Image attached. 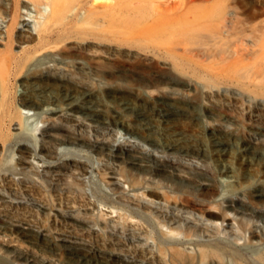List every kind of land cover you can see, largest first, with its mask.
Wrapping results in <instances>:
<instances>
[{
    "label": "bare ground",
    "instance_id": "bare-ground-1",
    "mask_svg": "<svg viewBox=\"0 0 264 264\" xmlns=\"http://www.w3.org/2000/svg\"><path fill=\"white\" fill-rule=\"evenodd\" d=\"M179 1L176 2V6H179ZM206 1L207 5L216 6L222 0ZM206 1L204 0V2ZM147 2L149 3V0H12L11 3L6 4L0 2L1 13L3 10L9 17L8 21L5 20L7 24L4 25L7 41H3L1 43L3 46L0 47V94L4 98V101L0 104V151L3 150L4 146L8 145L7 147L14 149L12 151L13 155L11 154L12 158L16 154H14V151H17L18 156L16 157V162H14L16 165L8 167L6 170L10 171L19 183H36L38 185L41 184V179L39 180V178L43 177L42 182L45 183L50 182L53 177H55V180H60L62 173L69 172L77 180L76 183H73V187L85 189L86 182L84 183V178L81 177L91 171L90 168H92L93 164H90L89 161L91 156H94V152L99 155H108L116 161L125 162L128 169L152 171L156 174L164 175L168 171L164 168V164L168 163L175 170L181 171L182 165L176 161L165 159L156 163V156H152L150 148L143 147L141 146L142 144L132 146L119 137L116 144L105 142L102 145L98 141H93L91 138L85 137L81 132H75L64 123L61 124L59 122L62 117H66L68 120H76L78 109L87 111L86 113L89 114L98 112L100 110L99 105L94 104L92 101L95 94L103 96V105L101 103V106L106 108L108 103L105 98H108L110 93L127 88V84L124 81V76L126 75L132 77V82L135 81L130 89L138 98L147 96L158 104V121L156 116V119L150 118L148 123H159L165 132H168L167 127L172 123L170 120V113L173 111L171 106H173L172 101L178 100L176 97L180 98V95L187 96L190 100H199L200 102V92L205 90L200 82L205 76L211 75L210 52L212 50L208 52L204 49L205 45H202L204 47L198 46L199 43H197L198 39L196 38L200 35L198 31L205 28L217 31L220 27L226 26H223V23L221 24L222 26L217 23L210 24L207 19L205 23L204 19L200 23L181 25L182 23L179 24L178 18L173 15V12L165 15V11H170L166 10L165 5H162L163 12L162 10L157 11L159 6L156 5L157 9L151 8L154 11L156 9V14L149 13L147 10L149 8L146 6L150 5V3L148 4ZM158 2H154V4ZM166 2L169 1L167 0ZM22 5L31 6L29 10L35 12V14H31L28 10H23ZM199 5L201 4L199 3ZM173 8L177 9L174 6L171 7L172 10ZM230 16L229 20L233 24L232 30L234 28L239 30L245 28L246 24L243 18L239 17L238 14H230ZM32 22L35 26V32L31 30ZM251 28L256 29L255 24L251 25ZM263 28L260 35H251L252 39L250 37L253 43L255 44L256 42L259 46L262 56L255 58L250 56L253 59L249 60H245L248 57L237 58L238 60L236 62L233 61L229 68L232 66L240 69L242 77L251 79L252 82L257 81L256 83L264 88ZM16 31L19 34L27 33V35L21 34L20 39H26L27 41L37 39L32 48L23 50L24 53L20 52V55L15 54L16 52L11 49L12 39ZM220 39L224 40L223 38ZM221 43L224 44L223 42ZM214 46L216 47L217 45H213V49ZM133 50L137 53V57L125 60L124 55ZM218 51L220 53V48ZM248 52L250 53V50ZM160 65L165 68L164 72L155 71L156 73L154 72L153 74L143 71L148 67L159 68ZM180 72L187 73L188 77L183 80V84L179 86V89L175 85H179L177 83L180 81ZM215 75L222 78L230 77L223 71ZM12 79L25 85L29 90L17 94L18 96L13 100V106H10L8 97L12 94ZM69 84L76 86L78 94L76 97H70L68 95L69 90H65L64 87ZM165 84H169L172 88H165L163 86ZM219 87L221 86L219 85ZM182 102L184 103V101ZM203 103L205 104V102ZM108 106L107 110L110 111L113 106ZM10 107L16 109V115L12 116L9 114ZM120 107L122 110H118L115 117L103 121L107 123L109 128H124L133 137L139 130L131 125L128 122L129 120L127 121V115L123 111H134L136 110L134 107L137 106H133L130 100H121ZM203 108L204 115L211 117L207 112L210 109L206 105ZM34 115L40 118V122L43 123L39 126L37 123L39 121L33 122L35 132L32 128H29L31 124L29 120ZM15 117L21 118V122L15 121ZM91 119L92 121H102L97 118ZM138 120L140 119L138 118ZM6 123L10 124V130L15 129L18 132L13 131L14 133L10 135L6 133L4 131ZM139 123L147 131L145 134L147 137L146 143L152 147L156 145L161 147L160 141H154L150 133L151 130L148 127L146 128L145 122L141 121ZM231 129H233L232 132L237 135V138L230 139L221 136L223 127L218 123L211 122L203 123V128L199 129V134L208 137L207 153L209 157L215 159L224 167L225 176L230 177L227 180L234 181L235 166L241 167L244 172H252L251 168L255 165L259 152L264 155L263 151L257 150L264 143L259 138L254 139L250 130L239 126V123L231 127ZM37 130H39L38 134H36ZM161 140V144L167 145L169 150L174 151L175 146L168 141L165 134ZM43 142L49 145H45ZM56 143L65 145L56 160L41 156V153H45L48 157L52 156V147ZM82 143L88 145L91 150L68 146V144L76 145ZM186 167L190 171L192 170L199 174L197 183L204 197V200H200L201 203L197 204L199 212L197 215H192V219L189 221L191 223L189 228L194 226L196 230L207 236L214 233L220 235L224 232L228 233L227 235L233 234L237 236L236 233H241L238 237L241 241H233L235 250L231 251L223 243L224 237H217L215 241H201V239L194 238L189 228L188 230H184V228L177 230V228L169 224L167 226L165 223L174 219L169 220L165 223H160L162 236L158 243L159 251L162 253L160 256L164 254L166 264H264V208L251 206L247 198V190L242 186L244 182L239 181L240 184L230 183L235 187L234 191H220L221 186L216 179L217 175L209 167L197 165H187ZM121 173L123 172L101 173L111 189L118 193V197L124 199V197L132 196L134 198L136 196L139 198L137 199L139 204L150 205L157 210V213L164 212L166 208L163 210V207H172L181 211L186 210L184 208L188 207L182 202L169 200L161 190L158 191L153 187H146L143 191L140 190L141 187H139V181L136 177L125 176V179ZM175 175L178 178H184L178 173ZM256 175L257 186H264V167L258 170ZM57 177L59 178L57 179ZM220 182L223 183L221 180ZM124 183L128 185L127 189H124ZM226 188L228 189V187ZM177 190L179 191V189ZM147 191L155 194L156 199L143 193ZM2 196L4 198L5 194L0 193V197ZM172 196L174 195L172 194ZM254 196L261 197L263 194L255 191ZM7 197L13 198L12 195ZM34 206L37 211L44 215L52 214L61 218L65 217V213L59 209L53 208V211H50L51 208L49 206L40 202ZM111 209L114 210L112 207ZM115 211H118V209H115ZM166 211L168 212V210ZM190 211L185 212L190 213ZM100 214L102 215V213ZM82 215L84 214L77 213L76 215H71L70 218L75 220L79 226H84L94 220L92 217L88 218ZM101 215L98 216L101 217ZM248 216L256 220L250 222L247 219ZM186 217V214L185 216H179L182 220L186 219ZM174 221L181 224L176 222L178 220ZM260 221L263 222L261 226L258 223ZM0 232L19 236V238L29 243L34 240L31 236L34 235L38 241L40 239L43 241L41 242V249L52 251L53 254L51 255L55 257L54 259L43 257L40 262L34 261L35 259L25 258L27 264H52V261L55 260L57 261L56 264H138L134 259H124L119 255L110 253L109 250H103L104 248L99 249L96 246L78 242L79 238L72 241L64 236L57 237L46 227L40 228L37 225L31 226L27 223H16L7 217H2V215L0 216ZM152 241L150 239L149 242ZM187 243L192 245L190 247L192 250L185 247ZM249 245L257 247L263 245L261 254L250 256L246 250L242 251V248ZM38 247L40 249V246ZM75 249H84L86 255L81 256L80 254L82 253L78 254ZM42 253L45 254V252ZM63 253L70 257L71 261L69 263L63 261ZM2 254L0 252V255Z\"/></svg>",
    "mask_w": 264,
    "mask_h": 264
},
{
    "label": "rangeland",
    "instance_id": "rangeland-1",
    "mask_svg": "<svg viewBox=\"0 0 264 264\" xmlns=\"http://www.w3.org/2000/svg\"><path fill=\"white\" fill-rule=\"evenodd\" d=\"M166 1L149 0L150 5L146 6L147 8H149L147 9L148 12L156 14V5L159 6V10L157 9V11L162 10L163 12L164 9L162 7L165 5L166 10H170L169 12L165 11V15L167 13L170 14L171 12H173V15H176V17L178 18L179 24L182 23L181 25H191L195 23H200L204 19L205 23L207 19L210 24L217 23L222 26L221 24L223 23V26H226L220 27V29L217 31L210 30L209 28H205L198 31L200 33V35L196 37L198 39L197 43H199L198 46L205 45L206 47L204 49H206L208 52H210L211 50L213 51V53L212 51L210 52L211 75L205 76L200 82V84L205 89L204 92H200V102L199 100H190L187 96L180 95V98L176 97V99L178 100H176L175 102L172 101L173 106H171V108L173 109L172 113H170V120L172 123H170V126L167 127L168 132H165V130L159 125V123H148L150 118L156 119V116V120L158 121V104L152 98L147 96L138 98L136 94L132 91V89H130L132 83H134L135 81L132 82V77H130V75H126L124 76V81L127 84V88L110 93L109 97L105 98V101L108 103L106 105V108L101 106V103L103 105V96L100 94H95L92 101L94 102V104L99 105L98 107L100 110L98 112H96L95 114H89L86 113L87 111L78 109V111L76 112V114L78 115L76 120H68V118L62 117L59 119V122L61 124L64 123L71 129H73L75 132H81L85 137H89L93 141H98L99 144L102 145H104L105 142L116 144L118 142L117 140H119V137L120 139H124L128 144L132 146L142 144L141 146L150 148L152 156H156V163L162 162L165 159L172 160L174 162L176 161L177 163L182 165L183 168L181 167V171L175 170V168L169 166L168 163L164 164V168L168 170L167 174L164 175H159L152 171L128 169L125 162L116 161L108 155H99L94 152V156H91L89 161L90 164H93L92 168H90L92 172L89 170L90 172L81 177L84 178V183L86 182L85 189H76L73 187V183H76L77 180L69 172L62 173L63 175L60 180H55V177H53L51 178L52 180H50V182L44 183L42 182L43 177L39 178V180L41 179V184L38 185L36 183H19L16 177L11 174L10 171L6 170V168L8 167L16 165L14 162H16V157L18 156L17 151H14V154H16L15 157L12 158V151L14 149L12 150L11 147L9 148L7 147L8 145H6L4 146L3 150L0 151V193L5 194L4 198L3 196L0 197V216L2 215V217H7L8 219L16 223H27L31 226L37 225L40 228L46 227L54 236L57 237L64 236L72 241H75L79 238L77 240L78 242L93 245L98 247L99 249L104 248L103 250H109L110 253L119 255L124 259H134L138 264H166L165 256L164 254L160 256L162 253H160L158 248V243L162 236V229L160 227V223H165L166 221L174 219L178 220L176 222H179L182 225L175 223L174 220L169 221L165 224L167 226L169 224L174 228H177V230H182L183 228L184 230H188L189 225L191 226V223L189 221L190 219H192V215H197V213L199 212V206H197V204L201 203L200 200H204L202 192L199 189L197 183L199 174L192 170L190 171L189 168L186 167L187 165L209 167L210 170L217 175L216 179L218 180V183L221 186L220 191H234L235 187L232 186L230 183L240 184L239 181H241L242 183L244 182L242 186L247 190V198L251 206L254 208H264V186H257L256 179V173L258 172V170L264 167V155L259 152L258 157L255 160V165H253V167L251 168L252 172L254 173L249 171L244 172L241 167L235 166L233 174L234 181H230L227 180L230 177L225 176L224 174V167L215 159H211L209 157L207 153L208 137L199 134V129L203 128V123L205 124L211 122L218 123L223 127L221 136L230 139H235V137L237 138V135L232 132L233 129H231V127H234L236 124L238 125L239 123V126L246 127L250 130V132L254 136V139L259 138L264 143V88L261 87V85L259 86L256 83L257 81H254L255 84H253L254 82H252L251 79H248L244 76L242 77V71L240 69H236V67L232 66L231 68H229L230 64L233 61L236 62L240 58L243 59L245 57H248L245 60H249L253 59L251 57L255 58L261 55L259 46L256 42L255 44L253 43V41L251 40V35H260L262 27H264V0H222L223 3L221 1V3L216 6L207 5L206 0V2H204V0H168L169 2ZM177 1H179V6H176ZM0 2L2 4H6L11 3L12 0H0ZM154 2H158L160 5L158 3L154 4ZM199 3L201 5H199ZM173 6L177 9L173 8L172 10L171 7ZM21 7L23 8V10H28L29 12H31V14H35V12L29 10V7L31 6L22 5ZM151 8L156 9L154 11V9L152 10ZM236 9L238 10L236 11ZM230 14H238L239 17L243 18L246 24L244 26L245 28H242L241 30L234 28L232 30L233 24L229 20V18L231 17ZM192 15L195 18H193ZM211 15L214 16L212 17ZM191 18L193 19L191 20ZM8 19L9 17L7 16V14L4 13L3 10L2 13L0 11V47L3 46L1 44L3 41H7L4 32V25L7 24L5 20L8 21ZM33 22L31 24V30L32 32H35V26L33 25ZM253 24H255L256 29L251 28V25ZM21 34L27 35V33ZM21 34H19L17 31L14 32V38L12 39L11 49L16 52L15 54L17 55H20V52L24 53L23 50H28V48H32L37 42V39H33L32 41L20 39ZM220 38H223L224 40H226L225 43H228H226L225 45L224 40ZM221 42H223L224 44H222ZM215 44L217 46H214L213 49L212 46ZM219 48L220 53L218 51ZM248 50H250V53L248 52ZM134 57H137V53L134 52V50L124 55L125 60L129 58L133 59ZM143 71H145L146 73L154 74L155 71L164 72L165 68L160 65L159 68L148 67L146 68V70ZM220 71L225 72L226 74L230 75V77L222 78L215 75ZM215 76L218 78H216ZM179 77L180 81L177 83L179 85H175V87L180 89L179 86H182L181 84H183V80L187 79L188 74L185 72H180ZM11 81L10 82L12 86L11 89L13 96L11 94L8 97V103L10 106H13V100H15L14 98L18 96L17 94L24 93L26 92V90L29 89L26 88L25 85L15 82L14 79H12ZM204 85L206 88L204 87ZM219 85L221 87H219ZM163 86L167 89L172 88L169 84H165ZM64 88L65 90H69L68 95L70 97H76V95H78L76 92L77 88L76 86H74V84L66 85V87ZM259 93L260 95H258ZM1 96L2 95L0 94V104L4 101V98ZM121 100H130L133 106H137L134 107L136 109L134 111H123V113L127 115V121L129 120L128 122L131 125L137 127L139 130L136 135H133V137H131L132 135L128 133L124 128H109L107 123L103 121L115 117V115H117V111L122 110L120 107ZM182 101H184V103ZM202 101L205 102V104ZM108 105L113 106L110 108V111L107 110ZM204 105H206L210 109V111L207 112L209 113V115H211V117H206L204 115ZM13 108L14 107L9 108V114L12 116L16 115L17 113L16 109L14 108V110ZM91 118H97L102 121H92ZM138 118L140 120H138ZM21 120V118L15 117V121L21 122ZM29 121V123L32 124V126L31 124L29 125V128H32L34 132L36 131L34 130L35 126H33V124L35 123L34 121H39L37 122L39 126L43 124L42 122H40V118H37L36 115L31 117ZM138 121L145 122L146 128L148 127L151 130L150 133L152 134L154 141H160L161 147L157 145L152 147L146 143L145 140L147 137L145 134L147 131L144 129L145 127ZM4 131L9 135L11 133L18 132V130L15 129L10 130V124L8 123L5 124ZM38 132L39 130H37L36 134H38ZM164 134L167 136L168 141L171 142V144L173 143V145L175 146L174 151L169 150L167 148V145L161 144V139ZM43 144L49 145L46 142H43ZM63 146L65 145L56 143L52 147V156L48 157L45 153H41V156L47 157L50 160H56L57 157H59V155L61 154V149L63 148ZM68 146H76V148H81L83 150H91V148L88 145H85L84 143L76 145L68 144ZM257 150L263 151L264 153V144L261 147L257 148ZM96 158L98 159V161ZM119 171L123 172L121 174H123L122 177L125 179V176L136 177L139 181V187H141L140 190L143 191L146 187H153L158 191L161 190L162 193H164L169 200H176L182 202L188 207L184 208L186 210L181 211L172 207L168 208L162 206L163 210L166 208L164 212L157 213V210H155L154 207H151L150 205L139 204V202L137 201V199L139 198H137L136 196L134 198L132 196L124 197V199L118 197V193L114 192L111 189V187L106 183L103 174L101 173ZM177 173L182 175L184 178H178L175 175ZM58 178L59 177H57V179ZM219 179L223 183H221ZM127 186L128 185L124 183V189H127ZM226 187H228V189ZM177 189H179V191ZM173 191L175 192L173 193ZM255 191L262 193L263 196L255 197ZM143 193H146L147 196L156 199V195L150 193L149 191ZM172 194L174 196H172ZM8 195H12L13 198H8ZM127 199H129V201H127ZM38 202L49 206L51 208L50 211H53V208L59 209L60 211L65 213V217L61 218L59 216L51 214L53 216L52 217L51 215L47 216L40 213L34 206ZM111 207L114 208V210L111 209ZM115 209H118V211H115ZM166 210H168L169 213ZM185 211H190L191 214ZM77 213L84 214L82 216H86L88 218L92 217V219L94 220L89 224L79 226L75 220H72L70 218L71 215H76ZM100 213H102V215ZM126 213L127 216L125 217ZM185 214L187 215L186 219L182 220L181 218H179V216H185ZM98 215H101V217H99ZM247 219L250 222L256 220L251 216H248ZM137 220H139V222H137ZM258 223L261 226L263 222L260 221ZM189 229L191 230V233L193 234L194 238L201 239V241H215V238L217 237H224L225 239L222 241L227 246L226 248L231 251H233L234 249V242H236V240L241 241V239L238 238L241 233H236L237 236L231 233V235H227L228 233L225 232L223 234L221 233L222 235L214 233L210 236H207L206 234L200 233L198 230H196L194 226L193 228ZM118 235H120L121 237ZM31 236L34 238V240L31 241L32 243H29L26 240L19 238V236L0 232V252L3 253L2 255H0V264H27L25 258H30L33 260L35 259L34 261L36 262H40L43 257L48 259L55 258L53 255H51L53 254L52 251H44L43 249H41V242H43L41 239L40 241H38L37 237H35L34 235ZM137 239L140 241V243ZM150 239H152L153 241L149 242ZM226 239H228L229 241L227 240L225 242ZM38 246H40V249ZM185 247L192 250L190 248L192 247V245L188 243L185 244ZM261 247H263V245L260 247L249 245L245 248H242V251L246 250L248 255L257 256L261 254ZM75 250L76 252H78V254L82 253L80 254L81 256L86 255V251L84 249ZM42 252H45V254H43ZM62 256L63 261L67 263L71 261L70 257L67 254L63 253ZM56 263V260L52 261V264Z\"/></svg>",
    "mask_w": 264,
    "mask_h": 264
}]
</instances>
